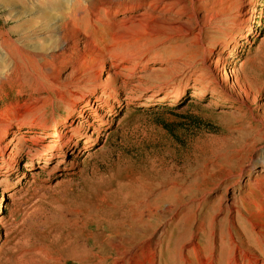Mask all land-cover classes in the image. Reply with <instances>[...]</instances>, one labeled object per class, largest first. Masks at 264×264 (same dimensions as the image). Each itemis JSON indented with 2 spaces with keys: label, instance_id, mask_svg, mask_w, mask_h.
Returning <instances> with one entry per match:
<instances>
[{
  "label": "rangeland",
  "instance_id": "1",
  "mask_svg": "<svg viewBox=\"0 0 264 264\" xmlns=\"http://www.w3.org/2000/svg\"><path fill=\"white\" fill-rule=\"evenodd\" d=\"M54 1L64 0H0V264L57 256V196L77 199L93 174H118L111 191L166 179V189L181 183L195 196L173 264H264V0H209L208 20L220 30L213 25L202 39L196 26L179 35L170 29L176 22H159L151 12L100 6L92 17L79 9L72 15L84 18L78 29L91 47L67 51L57 73L36 83V64L6 43L40 41L43 15L70 14L49 5ZM219 58L214 75L207 66ZM235 82L251 95L259 86L256 102H238L226 87ZM53 125L77 144L63 150L62 163L31 161L27 150L53 144L42 140ZM142 257L140 264H150L152 257Z\"/></svg>",
  "mask_w": 264,
  "mask_h": 264
},
{
  "label": "bare ground",
  "instance_id": "2",
  "mask_svg": "<svg viewBox=\"0 0 264 264\" xmlns=\"http://www.w3.org/2000/svg\"><path fill=\"white\" fill-rule=\"evenodd\" d=\"M117 1L118 4L115 3ZM64 2H67L69 8L63 6ZM87 2L88 4L84 7H79L81 1L50 2L49 5L54 6L56 10L68 9L70 14L43 15L44 24H42L41 29L46 33H42L43 45L37 46L36 43L41 40L35 41L36 38L29 36L23 39L22 46L6 43L18 55L24 56L26 61L30 60L36 64L38 70L36 76L35 73L31 76L27 68L25 70L26 74L32 77V81L40 83L39 78L49 80L53 77L57 73V64L63 60H68L69 56L65 54L67 51L85 50L91 47L89 35L81 33L78 29V26L84 24V18L72 15L79 9L89 10L92 17H95L96 10L100 6H105L107 9L119 8L125 13H133L139 10L151 12L157 14L159 22L164 21L172 25L176 22L178 25L171 26L170 29L179 35L185 36L191 33V30L196 26L199 39H202L203 35L207 34L205 30L210 27L213 28V25L214 33L220 30L218 23H213L215 19H212L213 21L208 20L209 0H88ZM49 8L53 10L52 7ZM182 18L183 20H181ZM248 32H250V27L247 28ZM3 37L6 41V35ZM39 60L42 61L39 62ZM220 61L222 62L221 58L207 66L212 74H214L215 68L220 67L221 69ZM230 72L225 70L223 75L225 79ZM214 81L217 82L216 79ZM2 85L3 83L0 81V86ZM95 86L96 83L93 87ZM226 87L238 102L246 106L255 103L261 91L258 86L254 95H251L245 84L238 82ZM52 90L53 93L57 92L54 87ZM50 97L53 99L54 96L51 95ZM82 112L83 110L79 111V113ZM70 114L71 111L69 110L68 115L65 116V121L69 120ZM51 119L50 121L53 120ZM50 121H45L38 128L46 130ZM32 126L26 128H33ZM52 131L54 134L46 133L42 139L52 138L50 140H54L47 151L39 153L36 149L34 151L27 150L26 154L31 161L36 160L35 162L39 163L42 160L55 159L57 163H62L63 150L70 149L77 144L75 139H64L57 132L56 125H53ZM4 138L5 134L2 135L0 141ZM89 147H91L90 143H88L87 148ZM117 177L118 174L112 178L93 174V182L84 178L88 190L83 195H79L77 199L70 197L69 194L57 196V203L62 205V207H57V226L54 234L57 256L47 252L43 253V256L36 253L28 256V262L31 264H65L67 262L73 264H106L111 260L108 264H112L113 261L115 264H140L144 262L142 256H146L145 259L152 257L147 262L155 264V258L158 256L159 264H173L172 258L181 255L182 252L181 243L187 233L192 215L193 206L189 204L195 202V196L190 195L189 190L184 189L181 183L166 189L170 184L169 180L166 179L139 186L118 185L114 191H111L112 181ZM70 184L71 182H67L65 185L68 187ZM13 195L14 193L8 194L7 199ZM159 226H162V231L159 237L153 240L155 230ZM89 228H92L93 231L85 234ZM145 240L147 241L145 242ZM88 242L92 243V248L87 247ZM131 244L133 245L129 247ZM135 249H139V252L135 253ZM197 249V246L192 247L189 253L195 254ZM110 256L115 257L110 258ZM123 256L129 258L123 261L121 260Z\"/></svg>",
  "mask_w": 264,
  "mask_h": 264
}]
</instances>
